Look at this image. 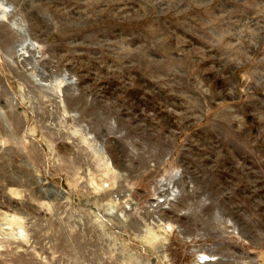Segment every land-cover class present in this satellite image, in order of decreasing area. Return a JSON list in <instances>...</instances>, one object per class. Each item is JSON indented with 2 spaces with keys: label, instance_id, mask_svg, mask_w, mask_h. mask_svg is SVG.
I'll return each mask as SVG.
<instances>
[{
  "label": "rangeland",
  "instance_id": "rangeland-1",
  "mask_svg": "<svg viewBox=\"0 0 264 264\" xmlns=\"http://www.w3.org/2000/svg\"><path fill=\"white\" fill-rule=\"evenodd\" d=\"M0 264H264V0H0Z\"/></svg>",
  "mask_w": 264,
  "mask_h": 264
},
{
  "label": "bare ground",
  "instance_id": "bare-ground-1",
  "mask_svg": "<svg viewBox=\"0 0 264 264\" xmlns=\"http://www.w3.org/2000/svg\"><path fill=\"white\" fill-rule=\"evenodd\" d=\"M206 256V254L205 253H203L202 255H201V257H205ZM207 259H203L202 261H200L201 263L202 262H204V261H206Z\"/></svg>",
  "mask_w": 264,
  "mask_h": 264
}]
</instances>
